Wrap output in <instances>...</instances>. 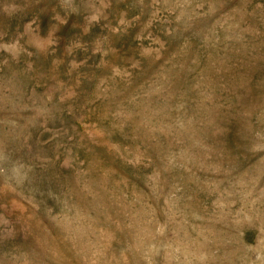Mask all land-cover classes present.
Wrapping results in <instances>:
<instances>
[{
    "label": "rangeland",
    "instance_id": "rangeland-1",
    "mask_svg": "<svg viewBox=\"0 0 264 264\" xmlns=\"http://www.w3.org/2000/svg\"><path fill=\"white\" fill-rule=\"evenodd\" d=\"M0 264H264V0H0Z\"/></svg>",
    "mask_w": 264,
    "mask_h": 264
}]
</instances>
